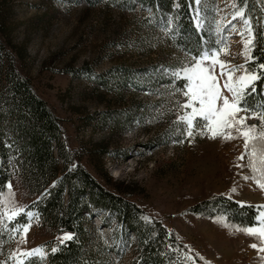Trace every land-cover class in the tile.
I'll list each match as a JSON object with an SVG mask.
<instances>
[{
  "label": "rangeland",
  "instance_id": "obj_1",
  "mask_svg": "<svg viewBox=\"0 0 264 264\" xmlns=\"http://www.w3.org/2000/svg\"><path fill=\"white\" fill-rule=\"evenodd\" d=\"M107 1H0L2 36L14 55L17 70L58 118L66 145L83 168L106 190L159 220L181 243L189 264H264V252L249 247L253 243L264 247L257 237L237 231V225L223 216L190 210L200 200L224 195L239 204L256 206L259 216L264 211L260 207L264 206V191L251 178L244 179L252 174L247 167L248 150L238 133L232 130L236 136L232 140L208 139L206 131L200 135L201 126L187 136V125L177 121L191 109L180 107L186 97L177 91L188 82L182 73L178 78L172 70L191 61V57L162 42L170 31L171 16L162 13L157 17L134 0ZM195 5V25L206 33L201 53L225 48L216 58L225 63V71L244 65L234 73L240 75L246 69L253 38L248 18L235 10L234 0H199ZM145 18L149 19L147 26L154 24L148 33L151 43L143 39L148 28L139 23ZM202 66L212 68L218 84L223 85L218 64L203 60ZM118 67H130L136 85H115L110 79ZM157 74L173 80L163 84L156 79ZM103 79L109 81L107 89L100 82ZM181 80L183 87L178 88ZM255 108L256 112L264 110V103ZM117 123L122 125L118 127ZM245 123L256 124L258 133L264 131L258 120ZM254 143L256 148L264 147V140ZM238 156L243 158L237 161ZM238 163L243 166L237 168ZM8 185L11 188L6 187L3 194L0 215L5 210L23 208L20 215L30 227L22 238L18 233L11 234L12 228L23 231L24 224L14 222L19 215L13 221L4 220L0 225V262H24L29 257L19 254L33 249L41 251L32 256L45 260L47 247L52 250L68 240L62 239L68 233H54L32 208L27 209L31 199L25 196L17 177ZM91 211L96 215L93 227L109 236L111 229L101 225L104 211ZM27 212L33 214L31 220ZM107 244L112 246V240ZM131 249L128 245L120 258L111 251L112 263L129 264Z\"/></svg>",
  "mask_w": 264,
  "mask_h": 264
},
{
  "label": "trees",
  "instance_id": "obj_2",
  "mask_svg": "<svg viewBox=\"0 0 264 264\" xmlns=\"http://www.w3.org/2000/svg\"><path fill=\"white\" fill-rule=\"evenodd\" d=\"M134 1L149 7L157 17L162 13L171 16L170 31L162 38L164 45L188 57L200 55L206 33L195 25L196 0ZM234 4L235 10L248 18L252 30L245 66L260 79L253 82L255 91L249 92L246 106L255 110V105L264 103V70L257 67L264 64V0H234ZM147 21L145 18L139 23L148 28V39H143L151 43L148 33L154 24L147 26ZM3 24L0 21V193L4 194L9 180L17 177L25 196L31 199L27 209L32 208L41 223L54 233L71 235V239L54 246L55 252L48 246L45 260L31 256L23 264H113L110 252L120 258L128 245L133 255L129 264H189L181 243L159 220L149 217L130 200L106 190L75 158L66 145L60 121L17 70L14 55L2 36ZM134 73L130 67H118L110 80L119 88L136 85ZM156 79L163 84L171 81L165 80L163 74H157ZM100 82L107 89L109 81ZM183 84L178 81V88ZM116 125L120 127L122 123ZM190 208L194 213L223 216L241 227L257 222L256 206H242L224 195H212ZM91 210L104 211L100 220L103 227L111 229L109 236L93 227L92 218L96 215ZM111 221L115 227H111ZM14 222L24 224L25 216L19 215Z\"/></svg>",
  "mask_w": 264,
  "mask_h": 264
},
{
  "label": "snow or ice",
  "instance_id": "obj_3",
  "mask_svg": "<svg viewBox=\"0 0 264 264\" xmlns=\"http://www.w3.org/2000/svg\"><path fill=\"white\" fill-rule=\"evenodd\" d=\"M196 2L199 3V0H196ZM237 15H240V13H237ZM244 23L248 24V21L245 20ZM170 28L171 24L169 23ZM245 47H247V44ZM225 51V48H220L210 53H201L200 56H192L191 61L172 70L174 76L179 78L182 73L183 78L188 82L183 90L177 89V91H181L183 96L186 97V100L180 103V107L185 110L191 109L190 112L186 111L184 116H178L177 121H183L187 125V131L185 132L187 136L192 135V129L201 126L203 130L200 135L204 136L206 131L208 139L219 137L224 140H232L236 138L232 134V130L238 133L243 138L245 149L248 150L247 167L252 174L251 177L245 176L244 179L251 178L252 182L261 191H264V147L256 148L254 143L257 139L264 140V131L258 133L256 124L249 126L245 123L248 119L258 120L259 126L264 128V110L256 112L250 105L246 106L249 92L255 91V88L251 86L260 77L255 72H250L246 69L240 75H234V73L244 69V65L233 66L225 71V63L216 58L219 53ZM203 60H211L213 65H219L222 70L219 78L224 81L222 86L218 84V78L213 74V69L202 66ZM257 67L264 70V64L257 65ZM242 112L245 115H239ZM249 112H251V115H247ZM242 158L243 156H238L236 160L239 161ZM235 166L240 168L243 165L238 163ZM6 187L11 188L10 185ZM230 191H235V189H230ZM3 201L4 196L0 193V203H3ZM23 212V208H15V210L10 212L7 210L3 211L2 215H0V225H3L5 219L13 221L15 217ZM26 215L31 220L33 214L27 212ZM256 220L259 222L258 225L242 229L237 226L236 230L242 231L245 235L257 237L260 243L264 244V211L260 212ZM29 227L30 223L22 225L23 231H19L18 228H12L11 234L15 235L18 233L23 238ZM62 239H71V236L65 234ZM22 242L26 241L22 240ZM249 247L257 249L259 252H264V247H258L255 243L249 245ZM40 251L41 249H33L21 252L19 255L21 257H30ZM52 251L55 252L56 248H53ZM13 255L16 254L13 253ZM0 264H3V262H0ZM17 264H23V259H18Z\"/></svg>",
  "mask_w": 264,
  "mask_h": 264
}]
</instances>
